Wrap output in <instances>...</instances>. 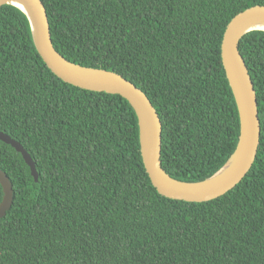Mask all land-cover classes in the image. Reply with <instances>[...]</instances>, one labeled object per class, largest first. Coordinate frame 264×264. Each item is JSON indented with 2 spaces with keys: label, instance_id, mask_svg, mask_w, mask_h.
I'll list each match as a JSON object with an SVG mask.
<instances>
[{
  "label": "trees",
  "instance_id": "obj_1",
  "mask_svg": "<svg viewBox=\"0 0 264 264\" xmlns=\"http://www.w3.org/2000/svg\"><path fill=\"white\" fill-rule=\"evenodd\" d=\"M56 49L141 88L163 123L162 166L198 182L235 152L240 117L222 60L229 22L264 0H42ZM261 120L255 163L205 202L163 196L145 168L139 120L118 94L58 77L29 20L0 9V140L14 203L0 219V264H264V31L240 43ZM0 184V203L3 199Z\"/></svg>",
  "mask_w": 264,
  "mask_h": 264
},
{
  "label": "water",
  "instance_id": "obj_2",
  "mask_svg": "<svg viewBox=\"0 0 264 264\" xmlns=\"http://www.w3.org/2000/svg\"><path fill=\"white\" fill-rule=\"evenodd\" d=\"M14 5L29 20L35 46L48 67L62 80L83 89L118 94L135 109L140 127L141 153L153 185L163 196L190 202L213 200L235 188L252 169L261 140L259 102L253 78L240 51L243 37L251 31H264V5H255L238 13L228 24L222 42V60L227 78L239 110L240 136L237 148L229 160L212 176L198 182L172 177L162 166L163 123L148 95L123 75L68 60L55 47L47 8L42 0H0ZM0 140L10 144L30 166L39 181V173L31 154L9 134L0 131ZM3 199L0 219L7 215L14 203V186L7 173L0 168Z\"/></svg>",
  "mask_w": 264,
  "mask_h": 264
},
{
  "label": "bare ground",
  "instance_id": "obj_3",
  "mask_svg": "<svg viewBox=\"0 0 264 264\" xmlns=\"http://www.w3.org/2000/svg\"><path fill=\"white\" fill-rule=\"evenodd\" d=\"M17 8V7H16Z\"/></svg>",
  "mask_w": 264,
  "mask_h": 264
}]
</instances>
